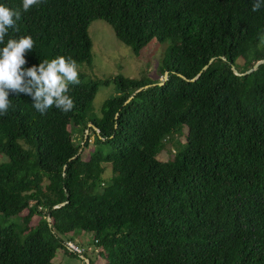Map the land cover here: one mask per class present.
Masks as SVG:
<instances>
[{
	"label": "trees",
	"instance_id": "trees-1",
	"mask_svg": "<svg viewBox=\"0 0 264 264\" xmlns=\"http://www.w3.org/2000/svg\"><path fill=\"white\" fill-rule=\"evenodd\" d=\"M0 4L22 10V0ZM252 4L43 0L22 14L0 48L31 35L24 67L58 56L89 63L88 26L102 19L134 55L169 41L159 64L167 78L80 74L67 113L41 115L30 96L10 94L0 116V264H53L58 248L78 256L64 242L79 231L99 248L100 263L82 252L88 264H264V62L243 74L264 60V7ZM110 83L115 94L97 111V86ZM171 145L174 156L158 158Z\"/></svg>",
	"mask_w": 264,
	"mask_h": 264
},
{
	"label": "clouds",
	"instance_id": "clouds-1",
	"mask_svg": "<svg viewBox=\"0 0 264 264\" xmlns=\"http://www.w3.org/2000/svg\"><path fill=\"white\" fill-rule=\"evenodd\" d=\"M42 3L43 0H22V10L0 4V44H5L9 29L20 31L17 22L23 13ZM262 7L264 0H253V12ZM34 48L35 41L31 35L9 38L0 48V116L7 115L12 107L9 96L13 93L30 96L33 107L41 115L53 107L64 113L75 107L69 86L80 83L77 62L71 57L58 56L42 61L38 67H24L26 54Z\"/></svg>",
	"mask_w": 264,
	"mask_h": 264
},
{
	"label": "rangeland",
	"instance_id": "rangeland-1",
	"mask_svg": "<svg viewBox=\"0 0 264 264\" xmlns=\"http://www.w3.org/2000/svg\"><path fill=\"white\" fill-rule=\"evenodd\" d=\"M88 35L92 41L91 48V60L89 63H82L79 65L80 74L84 75V78H90L93 80L108 79L114 77L116 74L123 75L129 78L136 79H149L156 81H163L165 75L159 71V64L162 57L165 54L169 41L157 42L152 39L140 52L139 55H134L131 48L122 42H120L114 35L111 26L102 19H94L89 23ZM115 94V85L110 83L108 85L99 84L94 96L92 106L98 111L104 99ZM186 127H182L183 133H185ZM90 135V147L93 146L92 139L93 133L89 130L85 131L84 138ZM76 139L79 138L73 133ZM175 137L183 139V135L179 137L178 134ZM79 140V139H78ZM173 144L175 141L172 142ZM174 145H171V150L164 148L161 153L158 154V158L162 160L171 159L174 154ZM7 161V157L0 153V162ZM104 165L105 177H108L111 173L109 164ZM48 218V217H47ZM8 221H13L10 218ZM21 224V222H19ZM67 237L72 243H75L79 248L76 251L86 253V256L96 263H100L98 258V247L93 249L91 241V234L79 231ZM70 241V242H71ZM85 250V251H84ZM79 253V252H77ZM80 253V254H81ZM83 256V255H82ZM81 255H70L65 252L64 249L58 248L53 256V264H87Z\"/></svg>",
	"mask_w": 264,
	"mask_h": 264
},
{
	"label": "water",
	"instance_id": "water-1",
	"mask_svg": "<svg viewBox=\"0 0 264 264\" xmlns=\"http://www.w3.org/2000/svg\"><path fill=\"white\" fill-rule=\"evenodd\" d=\"M211 61V60H210ZM262 62H264V60H258L256 63H254L253 67L251 69H249L248 71H246L245 73L243 74H246V73H250L251 71L255 70ZM207 67L204 66L203 69H205ZM231 69L232 71L236 74V75H241L234 66H231ZM165 75V79L167 78V73L164 74ZM183 77V76H182ZM197 76H195L194 78H192L191 80H194ZM184 78V77H183ZM163 83V82H162ZM161 84V83H160ZM146 87V86H145ZM131 98V97H130ZM91 125V124H89ZM95 128V127H94ZM96 129V128H95ZM97 130V129H96ZM63 204V203H61ZM56 207V206H55ZM47 220L49 221L50 218L48 217ZM84 260L87 262V264L89 263V260L87 258H84Z\"/></svg>",
	"mask_w": 264,
	"mask_h": 264
},
{
	"label": "built area",
	"instance_id": "built-area-1",
	"mask_svg": "<svg viewBox=\"0 0 264 264\" xmlns=\"http://www.w3.org/2000/svg\"><path fill=\"white\" fill-rule=\"evenodd\" d=\"M64 245L69 251H72V252H75V253L79 252V253H77L79 255L82 254L81 251H76L77 248H79V247L75 243H72V241L70 242V240H67V241L64 242Z\"/></svg>",
	"mask_w": 264,
	"mask_h": 264
}]
</instances>
